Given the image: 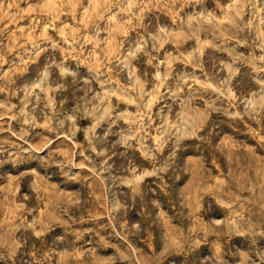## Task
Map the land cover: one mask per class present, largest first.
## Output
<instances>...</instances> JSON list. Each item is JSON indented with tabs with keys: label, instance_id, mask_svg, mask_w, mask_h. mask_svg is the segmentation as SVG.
Masks as SVG:
<instances>
[{
	"label": "rangeland",
	"instance_id": "1",
	"mask_svg": "<svg viewBox=\"0 0 264 264\" xmlns=\"http://www.w3.org/2000/svg\"><path fill=\"white\" fill-rule=\"evenodd\" d=\"M0 264H264V0H0Z\"/></svg>",
	"mask_w": 264,
	"mask_h": 264
},
{
	"label": "bare ground",
	"instance_id": "2",
	"mask_svg": "<svg viewBox=\"0 0 264 264\" xmlns=\"http://www.w3.org/2000/svg\"><path fill=\"white\" fill-rule=\"evenodd\" d=\"M247 105V104H246Z\"/></svg>",
	"mask_w": 264,
	"mask_h": 264
}]
</instances>
